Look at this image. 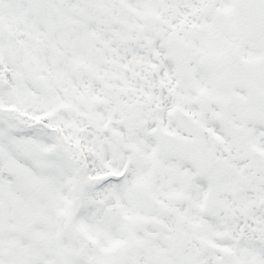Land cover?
<instances>
[{
    "label": "rangeland",
    "instance_id": "rangeland-1",
    "mask_svg": "<svg viewBox=\"0 0 264 264\" xmlns=\"http://www.w3.org/2000/svg\"><path fill=\"white\" fill-rule=\"evenodd\" d=\"M111 7L112 0H0V62H8L0 65V248L16 264H63L64 259L86 264L78 255L81 246L91 264H212V255L227 246V231L246 239L237 264L251 258L264 264V216L252 211L238 216L239 206L249 208L264 194L254 171L246 172L245 186L235 188L220 171L200 177L180 168L160 180L151 179L156 171L139 163L130 169L123 161L121 167L122 156L132 157L128 151L118 153L121 160L112 155L111 108L96 111L104 133L92 135L86 145L78 141L79 125L86 123L82 117L89 114L80 107L84 86H92L93 97H105L101 84L113 86L114 74L129 71L115 59ZM54 56L69 67L52 69ZM50 116L58 121L46 124L64 125L74 141L25 127ZM148 141L144 137L146 147ZM8 161L17 170L13 175L6 171ZM84 167L92 173L84 174ZM119 169L126 177L118 175V183L114 176L103 179L96 203L94 174ZM150 183L167 200L165 215L130 216L132 189ZM216 206L217 220L212 218Z\"/></svg>",
    "mask_w": 264,
    "mask_h": 264
},
{
    "label": "flooded vegetation",
    "instance_id": "flooded-vegetation-1",
    "mask_svg": "<svg viewBox=\"0 0 264 264\" xmlns=\"http://www.w3.org/2000/svg\"><path fill=\"white\" fill-rule=\"evenodd\" d=\"M111 23L115 59L129 71L114 74L113 86L102 83L105 102L86 101V141L104 133L92 106L111 108L112 155L121 160L118 153L128 151L132 161L121 162L131 169L139 163L160 180L180 168L197 174L179 159L186 153L235 188L245 186L248 170L264 187V0H112ZM239 208L241 218L264 216V194ZM231 235L224 264H237L244 241Z\"/></svg>",
    "mask_w": 264,
    "mask_h": 264
},
{
    "label": "water",
    "instance_id": "water-1",
    "mask_svg": "<svg viewBox=\"0 0 264 264\" xmlns=\"http://www.w3.org/2000/svg\"><path fill=\"white\" fill-rule=\"evenodd\" d=\"M157 137L159 139L160 136H157ZM159 141H160V139H159ZM160 145H161V143H160ZM179 156L183 159L192 161L195 166H198V162L196 161V157H193L191 155H186V153H184V154L181 153ZM8 168H9V170H13V166L10 163L8 164ZM136 194H137L136 200H137L138 204L132 206V209H141V210H144V211L149 212V213H158V214L162 213V211H163L162 207L160 206L158 201L151 196L150 193L145 192V191L140 190V189H137ZM223 254L224 253H222L221 255H223Z\"/></svg>",
    "mask_w": 264,
    "mask_h": 264
},
{
    "label": "bare ground",
    "instance_id": "bare-ground-1",
    "mask_svg": "<svg viewBox=\"0 0 264 264\" xmlns=\"http://www.w3.org/2000/svg\"><path fill=\"white\" fill-rule=\"evenodd\" d=\"M220 217H221V212H220L218 206H216L215 209H214V212L212 214V218L217 220ZM177 246H178V244H177Z\"/></svg>",
    "mask_w": 264,
    "mask_h": 264
}]
</instances>
